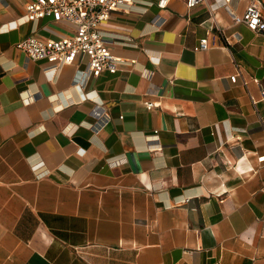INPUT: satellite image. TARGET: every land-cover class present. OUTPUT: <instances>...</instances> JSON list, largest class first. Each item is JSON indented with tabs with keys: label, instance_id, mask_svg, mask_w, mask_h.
<instances>
[{
	"label": "crops",
	"instance_id": "obj_1",
	"mask_svg": "<svg viewBox=\"0 0 264 264\" xmlns=\"http://www.w3.org/2000/svg\"><path fill=\"white\" fill-rule=\"evenodd\" d=\"M32 1L0 0V264H264V33L234 21L253 0H137L102 26L131 64L88 82L84 58L51 78L16 48L74 32L24 22Z\"/></svg>",
	"mask_w": 264,
	"mask_h": 264
},
{
	"label": "built area",
	"instance_id": "obj_2",
	"mask_svg": "<svg viewBox=\"0 0 264 264\" xmlns=\"http://www.w3.org/2000/svg\"><path fill=\"white\" fill-rule=\"evenodd\" d=\"M137 0H33L26 5L24 22L36 23L47 17H53L70 23L74 26V32L59 40H39L27 38L20 41L16 48L23 52L29 61L43 62L44 72L53 78L66 66L75 65L79 60L86 59L87 69L80 71L83 82L92 78H99L104 73L116 74L119 67L129 65L112 53V42L102 30V26L109 21L113 13L136 12ZM171 0H158L157 6L166 9ZM230 2L231 0H227ZM205 0H185L188 10H192L204 3ZM236 24H244L254 33H264V17L262 14V2L253 0L242 17H234ZM132 42L131 39H127ZM208 39H202L196 51H207ZM154 58V57H153ZM241 74L237 73L230 78L231 83L236 84ZM261 96L264 101V88L261 87ZM253 105L257 101L250 97ZM148 109L158 108L155 102L145 101ZM105 118L102 114L101 118ZM153 139H158V132H154ZM157 141V140H156ZM154 151V149H150ZM263 160V159H260ZM43 163L33 166L36 171ZM45 173H38L42 178ZM185 202V201H183Z\"/></svg>",
	"mask_w": 264,
	"mask_h": 264
}]
</instances>
